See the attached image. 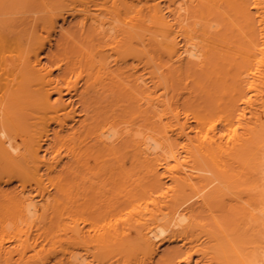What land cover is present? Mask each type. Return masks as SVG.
<instances>
[{
  "label": "bare ground",
  "instance_id": "bare-ground-1",
  "mask_svg": "<svg viewBox=\"0 0 264 264\" xmlns=\"http://www.w3.org/2000/svg\"><path fill=\"white\" fill-rule=\"evenodd\" d=\"M177 262L264 264V0H0V264Z\"/></svg>",
  "mask_w": 264,
  "mask_h": 264
},
{
  "label": "rangeland",
  "instance_id": "rangeland-1",
  "mask_svg": "<svg viewBox=\"0 0 264 264\" xmlns=\"http://www.w3.org/2000/svg\"><path fill=\"white\" fill-rule=\"evenodd\" d=\"M67 25V24H66ZM66 25H64V26H66ZM59 37H57V39H58ZM57 41V40H56ZM56 41H53V46L50 48V51H53L54 50V47H55V45H56ZM43 61H45V60H43ZM55 97V96H54ZM53 97V98H54ZM67 96H65V98H66ZM68 98V97H67ZM175 264H181V263H175ZM193 264V263H192Z\"/></svg>",
  "mask_w": 264,
  "mask_h": 264
}]
</instances>
